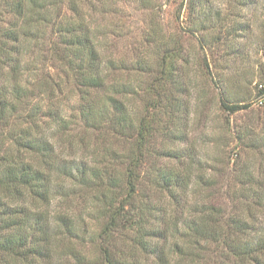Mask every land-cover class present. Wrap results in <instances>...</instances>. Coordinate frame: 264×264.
<instances>
[{"label":"trees","instance_id":"obj_1","mask_svg":"<svg viewBox=\"0 0 264 264\" xmlns=\"http://www.w3.org/2000/svg\"><path fill=\"white\" fill-rule=\"evenodd\" d=\"M136 1L153 16L131 60L108 53L113 26L99 16L118 12L112 0H0V264H264V172L231 170L227 194L161 167L144 188L160 124L132 98L160 94L176 71L185 80L176 60L191 52L164 33L161 3ZM183 6L180 28L211 58L249 46L264 58V0ZM147 72L156 78L138 83ZM261 140L249 147L264 154Z\"/></svg>","mask_w":264,"mask_h":264},{"label":"rangeland","instance_id":"obj_2","mask_svg":"<svg viewBox=\"0 0 264 264\" xmlns=\"http://www.w3.org/2000/svg\"><path fill=\"white\" fill-rule=\"evenodd\" d=\"M112 1L111 8H116L118 12L107 16L99 14L103 25L113 26L108 27V53L112 52L115 57L128 55L132 60L134 47L143 44L153 15L146 9H140L136 0ZM157 1L161 3V7L156 16L163 24L164 33L172 34L175 40L177 36L178 43L191 53L186 56L188 61L176 60V69L188 71L185 80V76L181 77V72L176 71L177 79L172 75L163 80L160 94H155L154 91L145 94L144 91L142 95L132 98L133 108L142 109L143 105H148L149 119L152 123L160 124L159 130L154 132L152 140L155 141V146L149 150L144 168L147 173L144 188L148 189L152 185L155 172L164 167L168 170L182 169L193 174L190 187L207 185L210 181L208 185L217 192L221 190L222 193H227L228 189V192L233 193V188L238 184L231 176V170L248 169L256 174L264 172V154L249 147L257 138H262L261 141L264 142V106L255 103L259 84H264V58L250 46L246 48L248 55L228 60L227 57L222 58L219 52L211 58L206 50L207 56H204L205 52L197 36L180 28L185 27L189 16L188 9L183 6L187 0ZM260 15L262 14L259 12L257 18ZM256 28L259 27L256 25ZM174 46L177 47L176 42L169 49H176ZM213 72L217 76L218 73L222 75L223 83L212 77ZM144 75V79L139 77L138 83L144 84L151 78H156L155 74L152 76L149 72ZM178 83L181 88H178ZM220 101L239 104L242 108L229 112L221 107ZM156 113L159 114L155 117ZM156 151L161 152V155L155 160ZM162 152L178 154L181 161L169 162ZM231 157L237 159L238 165L234 166ZM220 195L222 199L226 198V195ZM65 199L71 201L72 196H65ZM156 200L161 206L163 200ZM56 204L59 203L55 202L53 207ZM84 214L87 215V212ZM89 227L91 231L96 228L92 218Z\"/></svg>","mask_w":264,"mask_h":264},{"label":"built area","instance_id":"obj_3","mask_svg":"<svg viewBox=\"0 0 264 264\" xmlns=\"http://www.w3.org/2000/svg\"><path fill=\"white\" fill-rule=\"evenodd\" d=\"M258 91L259 93L257 95L255 103L260 106H264V84L263 83L259 84Z\"/></svg>","mask_w":264,"mask_h":264}]
</instances>
